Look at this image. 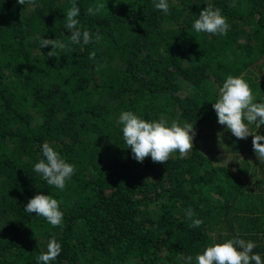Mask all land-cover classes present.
I'll use <instances>...</instances> for the list:
<instances>
[{
    "label": "trees",
    "instance_id": "1",
    "mask_svg": "<svg viewBox=\"0 0 264 264\" xmlns=\"http://www.w3.org/2000/svg\"><path fill=\"white\" fill-rule=\"evenodd\" d=\"M76 3L94 42L57 56L39 39L68 43L71 0L0 6V264H37L51 237L62 245L52 264H182L235 236L264 258V161L251 136L237 140L217 123L210 102L229 75L264 100V0H169L170 14L152 0ZM209 5L227 35L192 29ZM122 110L193 123L192 151L137 162L119 131ZM45 142L75 166L63 191L32 170ZM38 192L58 199L61 226L24 211Z\"/></svg>",
    "mask_w": 264,
    "mask_h": 264
},
{
    "label": "clouds",
    "instance_id": "2",
    "mask_svg": "<svg viewBox=\"0 0 264 264\" xmlns=\"http://www.w3.org/2000/svg\"><path fill=\"white\" fill-rule=\"evenodd\" d=\"M4 0H0V6ZM20 5H32L35 0H17ZM155 10L170 14L169 0H152ZM99 7L87 9V15L94 16ZM80 8L76 0H71V6L64 13V28L70 33L68 43L61 40L39 39V48L51 46L47 56H57L56 50L69 49L72 45L87 46L94 42L90 31L83 30L80 25ZM195 33L225 36L230 30L226 17L219 8L211 5L200 10L192 23ZM89 59H95V53H90ZM212 102V108L217 116V123L224 126L237 139H247L251 136L253 152L258 160L264 161V133L258 130L264 125V100L257 101L247 81L242 76H227L218 85V94ZM117 124L124 143L131 150L132 158L142 163L150 157L154 163H164L171 154L178 152L183 158L192 151V141L196 134L194 124H183L173 120L169 123L164 118L146 120L135 112L122 110ZM42 158L32 165V170L49 186L63 191L66 182L75 172L74 164L66 161L57 150L45 142L40 148ZM231 161V160H229ZM228 163V162H227ZM24 211L43 217L53 227L62 225L64 213L58 199L50 194L38 192L28 199ZM191 220V227L198 228L203 220L197 218L192 209L185 213ZM258 245L255 241L245 240L239 236L213 241L195 257H181L182 264H264V258L254 252ZM62 251V245L55 237L49 238L46 250L37 257V264H52Z\"/></svg>",
    "mask_w": 264,
    "mask_h": 264
}]
</instances>
